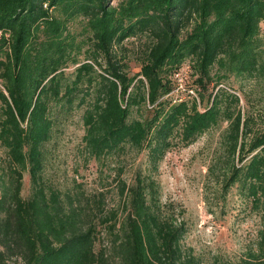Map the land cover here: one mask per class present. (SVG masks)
Masks as SVG:
<instances>
[{
    "label": "trees",
    "instance_id": "obj_1",
    "mask_svg": "<svg viewBox=\"0 0 264 264\" xmlns=\"http://www.w3.org/2000/svg\"><path fill=\"white\" fill-rule=\"evenodd\" d=\"M261 25L264 0H0V261L8 254L19 264H194L180 246L182 223L161 214L149 175L119 182L129 198L121 220L103 214L99 199L63 201L46 184L54 128L80 109L87 159L129 149L149 170L173 147L226 123L220 183L260 221L242 264H264V130L249 128L238 96L221 86L263 70ZM142 38L129 58L124 41ZM132 59L139 70L129 75ZM186 60L187 98H168ZM97 227L108 238L99 248Z\"/></svg>",
    "mask_w": 264,
    "mask_h": 264
},
{
    "label": "rangeland",
    "instance_id": "obj_2",
    "mask_svg": "<svg viewBox=\"0 0 264 264\" xmlns=\"http://www.w3.org/2000/svg\"><path fill=\"white\" fill-rule=\"evenodd\" d=\"M71 27L72 30L79 28L77 24ZM261 30L263 70L251 78L229 77L221 85L238 96L237 108L242 117L252 118L249 128L253 132L264 130V25ZM143 42V38L125 40L127 56H138ZM189 64L188 60L183 62L172 76L173 91L168 98H187L180 91L193 80ZM72 69L68 68L66 73ZM138 70L136 62L130 60L129 75ZM80 115L79 109L65 120H59L47 147L43 175L46 184L61 195L60 200L65 201L66 196L99 199L103 214L113 212L121 220L129 198L118 193L119 182L130 186L135 174L149 175L156 186L161 214L176 224L182 223L185 233L180 246L194 259V264H242L245 252L254 247L260 221L233 187L224 190L220 183L223 169L216 160L223 149L220 139L226 123L212 127L186 147H173L156 169L149 170L144 156L129 149L98 162L87 159L81 142ZM20 195L23 199L29 195L26 174L22 177ZM97 230L99 238L95 248L106 244L108 239L103 228L97 227ZM19 262L17 256L6 254L0 264Z\"/></svg>",
    "mask_w": 264,
    "mask_h": 264
}]
</instances>
